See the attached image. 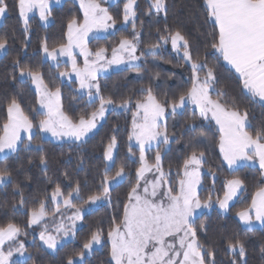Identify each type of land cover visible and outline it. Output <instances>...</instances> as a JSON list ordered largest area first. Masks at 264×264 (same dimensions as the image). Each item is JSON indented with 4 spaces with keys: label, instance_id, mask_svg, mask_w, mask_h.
Listing matches in <instances>:
<instances>
[{
    "label": "trees",
    "instance_id": "1",
    "mask_svg": "<svg viewBox=\"0 0 264 264\" xmlns=\"http://www.w3.org/2000/svg\"><path fill=\"white\" fill-rule=\"evenodd\" d=\"M6 3L7 16L0 27V39L8 41L6 50L0 52V134L7 120V107L13 99L26 115H31L38 106V95L30 81L20 76L17 62L42 74L48 86L60 87L63 111L72 120L89 118L97 110L99 101L89 102L85 95L69 85L56 82L55 78L59 80L56 68L42 57L45 41L52 49L65 44L69 22L81 16L78 4L67 0L52 8L48 24L35 17L26 32L19 15L18 0H6ZM166 5L165 17L163 12L156 13L150 0H139L136 28L140 32V65L99 77L100 95L115 103L130 100L129 109L112 110L99 129L82 142L58 143L36 134L31 144L25 140L17 151L7 158H0V169L7 168L11 173L10 179L0 186V226L14 223L21 228L22 235L31 230L30 212L49 198L57 186L63 190H74L79 185V197L86 200L102 193L106 171L112 177L124 166L126 172L125 180L110 190L109 202L85 215L74 240L65 243L56 253L28 243L26 264H67L68 259H74L83 251V244L93 233L100 231L106 237L114 223L121 222L140 166L139 160L131 157L130 152L135 148L129 142L135 102L142 100L147 95L146 89L151 88L159 101L170 104L186 95L192 86L190 63L174 52L170 41L165 45L160 40L162 35L180 31L189 41L194 58L214 69L216 82L211 97L226 99L238 104L241 110L246 109L251 125L247 130L251 134L264 130V107L250 98L236 72L211 47L218 29L208 16L206 0H166ZM110 11L115 21H121L122 3L110 7ZM122 37H134L133 31L120 29L100 41L114 46ZM153 44L160 48L154 54L147 53ZM218 93L226 95L218 96ZM167 126L169 147L165 149L162 143L159 149L154 150L165 149L163 166L173 171L183 166L193 150L204 153L203 163L207 172L200 192L203 200L215 194L221 199L228 180L239 178L244 182L239 199L228 213L214 209L195 218L198 239L206 250L214 253L215 264H232L233 259L237 264H264V226L249 231L238 217L239 212L250 207L255 193L264 186L262 170L249 165L229 170L219 149L220 131L195 110L186 107L175 115L170 114ZM113 137L117 143L116 159L114 166L107 170L105 152ZM42 157L46 163H41ZM211 173L216 174L215 179ZM21 199L23 203H20ZM237 239L244 243V257L234 255L228 248V243ZM18 262L23 264L24 261ZM75 264H115L110 244L105 241L102 247L86 255L82 263ZM206 264H209V258H206Z\"/></svg>",
    "mask_w": 264,
    "mask_h": 264
},
{
    "label": "snow or ice",
    "instance_id": "2",
    "mask_svg": "<svg viewBox=\"0 0 264 264\" xmlns=\"http://www.w3.org/2000/svg\"><path fill=\"white\" fill-rule=\"evenodd\" d=\"M80 3L84 9L83 23H78L75 19L69 23L67 44L61 45L59 51L50 52L45 41L43 51L53 60H56L59 55L69 57L72 69L79 78L80 87L88 89L90 97L92 90L95 89L99 96L100 107L91 113L89 119L81 117L78 122H73L62 110L59 88L55 92L50 91L44 84L42 74L20 66L17 62L20 76L30 77L37 85L41 95V111L37 115L42 118L34 125L33 120L25 115L15 99L10 102L7 107V121L2 125V134H0V153H5V158L8 153L17 151L22 140L21 132H27L28 139H32L31 130L34 126L57 138L69 137L83 141L96 127L97 117L103 118L106 105L114 103L110 98L106 99L99 95L100 84L97 73L105 65L124 63L125 57L122 53H128L129 60L139 59L135 55L136 43L127 38L120 42L118 49H112L110 60L105 56L108 51L106 48H100L94 53L90 51L89 34L98 33L101 30L107 31L115 27L116 22L97 0H80ZM135 4L136 0H127L123 17L125 23L131 19L134 29L136 27ZM206 6L211 22L218 29L211 47L239 73L243 89L250 98L264 107V0H206ZM151 7L157 14L163 12L165 17L167 16L166 0H151ZM18 9L26 32L29 26L28 14L34 9L39 10L41 20L47 21L51 15L50 0H18ZM7 10L6 0H0V18L6 15ZM134 39H139V33H136ZM160 40L164 43L171 41L177 53L182 51V59L191 65L192 86L186 95H181L178 101H172L170 104L168 101L163 103L159 101L151 88L146 89L147 95L142 100L135 102L137 111L133 115V132L129 139L135 138L138 142L141 167L136 171V183L131 186L122 221L114 223L107 234L111 240V257L115 264H206V258H209V264H215L214 253L205 249L194 227L197 209L211 207L212 204L211 196L202 204L197 192V187L201 183L200 167L204 153L193 150L184 160L182 177L177 181V187L173 188L168 181V173L163 170L159 150L155 155V163L149 164L145 157V145L150 146L153 141L164 144L169 142L164 122L165 113L170 107L171 114L175 115L177 108L185 105L186 98L199 107L202 117L207 118L211 113L212 118L220 126L222 133L220 151L229 167L258 157L260 168L264 169V130H257L255 135L251 134L247 130L251 125L246 109L241 110L238 104L230 103L226 99L211 98L209 91L216 82L214 69L194 58L189 41L180 31L162 35ZM7 43V39H0V52L6 50ZM157 47H159L158 44L150 46L152 49ZM75 48H78L84 57L82 68L77 65L73 51ZM91 56L95 59L90 61ZM102 61L104 64H101ZM132 66L135 67V65ZM201 72L204 73L203 76L200 75ZM60 75H68V73L62 72ZM221 95L226 94L218 93V96ZM130 102V100L125 101L121 106L126 107ZM162 126L164 130H161ZM115 145L116 140L113 137L105 152V157L109 161L113 160ZM41 163H46V159L42 157ZM153 170L157 175L154 179L148 180L146 173ZM10 177L11 173L7 168L0 169V184H4ZM116 177H125L124 166L115 172V177H110L106 171L102 193L90 196L88 201L94 203L101 198V195L107 197L108 184ZM243 183V180L239 178L227 181V190L223 199L217 198L216 201L221 209L228 210L229 201L242 188ZM74 191L79 195V185ZM62 196L64 193L57 186L52 193V199L56 200L57 197ZM71 196L72 193L69 192L63 203L65 206L75 207ZM20 203H23V199ZM56 211H59V202H57ZM47 214L44 204L41 203L39 210H33L30 224H39ZM238 215L243 224L249 226V231L252 230L254 221L264 226V187L256 192L250 207L239 212ZM70 219L72 228H65L62 223L56 229L57 235H52L45 225L40 233V240L48 248L55 250L59 243L58 235L62 233L65 236L70 234L75 236V221L82 219L79 208L76 209L75 216ZM20 233L21 228L14 223L0 226V264H21L12 259L15 253L22 257L26 254L24 244L17 240ZM101 239L100 231L91 235V238L83 244V251L78 253L81 261L84 260L85 253L91 252L93 245L99 244ZM228 248L234 255L245 256L244 243L239 239L235 242L230 241ZM23 264H26V261ZM67 264H74V260L68 259ZM232 264H237L235 259Z\"/></svg>",
    "mask_w": 264,
    "mask_h": 264
},
{
    "label": "rangeland",
    "instance_id": "3",
    "mask_svg": "<svg viewBox=\"0 0 264 264\" xmlns=\"http://www.w3.org/2000/svg\"><path fill=\"white\" fill-rule=\"evenodd\" d=\"M66 1L67 0H59V2H57V0H50V7L52 9V8H54L56 6H60V5L64 4V2H66ZM73 1H75L78 4V6H79V8L81 10V16L80 17L73 18L70 22H72L75 19L78 23H83L84 9L81 7L80 0H73ZM97 2L101 5V7L106 8L108 10L109 15H111V16H112V14H111V11H110V7H112V6L113 7H116L119 3H122L123 13H122V19H121V21H119V22L115 21L116 22L115 23V27L109 28L107 31L101 30L98 33L97 32H93V33H90L89 34V37H88V48H89V50L94 53L97 50H99L100 48H106V49H108V51L105 53V56H106V58L108 60H110V59H112V49L113 48H117L118 49L119 46H120V42L123 39L127 38L129 40H132L134 43H136L137 51H136L135 55L137 57H139V59L132 61V60H129L128 59V53H126V52L125 53H122V55L125 57V62L124 63H121V64L105 65L97 73V79L99 81V77H101V76L111 74L112 72L119 71L121 69L131 68V67L133 68L132 65H135V67L139 66L140 65L141 58H140V55H139V52H138L139 40H140V32L138 31V29L136 27H135V29L133 28L131 19L129 20L128 23H125L124 22V19H123V17H124V5L127 3V0H97ZM138 4H139V0H136V4H135V11H136L135 25H136ZM28 15H29L28 25H29L30 21H32L35 17L38 18L44 24H48L51 21V15H49L47 21L41 20L40 19V16H39V10L38 9H34ZM21 20H22V18H21ZM109 23H111V21H109ZM120 29H131V31H133V36L134 37H135L136 33H139V39L136 40V39H134V37H122L121 40L116 45H114V46H110V45L104 44L102 41H100V40H102V39L110 36L111 34L116 33ZM67 33H68V27H67V32H66V42H65V44H67ZM65 44H62V45H65ZM164 44L167 45V43H164ZM169 45L174 50V52L177 53V51L172 47L171 41H170V44ZM60 46H57L56 48H53L52 49L50 47V45H48V48H49V51L50 52L53 51V50L59 51ZM159 48L160 47H157L155 49L148 48L147 49V53L157 52ZM73 51H74V54H75V57H76L77 65L82 68L83 67V62H84L83 55L80 54L78 48H75ZM177 54H181L182 55V51L180 53H177ZM1 55L2 54H0V56ZM42 57H43V60L45 62L50 63L54 68H56V74H57V77L59 78V80L57 78H55L56 82H59L60 84L69 85L70 87H72L73 89H75L77 92H79V94L85 95L86 99L89 102L99 101V105H98L97 110L99 109V107H100V100H99V96L95 92V89L92 90V96L90 97L89 94H88V89H82L80 87L79 78L76 76V73L72 69L71 59L69 57H66V56H63V55H59L56 60H53L51 58V56H48L43 51V47H42ZM94 59H95L94 56L89 57V60L90 61L91 60H94ZM101 64H104V62L102 61ZM62 72H67L68 75H63V76L60 75V73H62ZM22 78L28 79L30 81L33 89L35 90V92L38 95V106H37V108L31 113V115H27L30 119L33 120V124L35 125V124L38 123V120L40 118H42V117H40V116L37 115L41 111V106H40L41 95H40V92L37 90L36 83H34L30 77L24 76ZM43 81H44V79H43ZM44 84H46L45 81H44ZM47 87L52 92H55L56 89L59 88V90H60V104L62 106V90L60 89V87L52 88V87H50L48 85H47ZM212 90H213V88L210 89V91H209V95L210 96H211ZM99 95H100V93H99ZM123 103H115L114 102L112 105H106V111L104 113L103 118L97 117L96 127L93 128L92 131L88 133V135L84 138V140H86L87 138H89L92 134H94L99 129V127L101 126V124L106 120L108 114L112 110L121 111V110L129 109L130 108V103L126 107H122L121 105ZM186 107H188V108H190L192 110H195L202 119H204L206 121H211V120L208 119L209 117H207V118L202 117L200 115L199 107L197 105L191 103L190 101H188L187 98H186L185 105L182 108H179L178 107L176 113L183 111ZM62 110H63V108H62ZM136 111H137V108L135 107L134 108V111H133V115H134V113ZM170 114H171V108L168 107L167 108V111L165 113V117H164V122H165V125H166L167 133H168L167 123H168V117L170 116ZM208 116L212 117L211 116V113H209ZM89 118H85V119H89ZM137 119H139V118H137ZM132 121H133V117H132ZM73 122H78V121H74L73 120ZM161 130H164L163 129V126H162V129ZM31 131H32V138L36 134H39L43 138L52 139L53 141H56L58 143L82 142L80 140H75L74 138H69V137H63V138L54 137V136L51 135V133L44 132V131L40 130L38 127H35V126L32 128ZM132 132H133V128H132V124H131L130 136H132ZM253 135H255V134H253ZM21 137H22V140H21V143L18 146V148L22 145V143L25 140L27 141L28 144H31L32 139L31 140L28 139V133L27 132H21ZM169 141H170V137H169ZM129 142H130V145L135 148V149H133L130 152L131 157L132 158H137L139 160V162H140L139 168H140L141 167V161H140V149H139L138 142L135 140V138H133L131 140L129 139ZM161 145H162V142L158 143L157 141H153L150 146L149 145H145V157H146V159H147V161H148L149 164H154L155 163V155H156V153H157L158 150H154V149H159L161 147ZM164 147H165V149H167L169 147V142L167 144H165ZM165 149L162 148L161 151H159V154L161 156L162 166L164 165V152H165ZM116 151H117V143L115 145V148L113 149V160L112 161H109L105 157L107 170L108 169H111L114 166L115 159H116ZM12 153H14V152L8 153L7 155L12 154ZM4 157H5V153H0V158H4ZM203 161H204V159H203ZM163 170L166 173H168V181L171 183L172 187L173 188H176L177 187V181L182 177L183 166L179 167L178 170H175V171L169 170V169H167V168H165L163 166ZM229 170H233V169L229 168ZM262 170H263L262 173H263V180H264V169H262ZM205 172H207V171H206V168L204 167V163H202V166L200 167V180H201V183L197 187V192H198L199 196H200V192H201V188H202L203 176H204V173ZM178 173L180 175H177ZM211 174H212V178L215 179L216 178V174H214V173H211ZM156 175L157 174L153 170V172L146 173V178L148 180H152V179L155 178ZM112 177H115V175L112 176ZM125 177H126V172H125ZM125 177H123V178L116 177L115 179L111 180V182L108 184L109 192H110V190L113 187H115L116 185H118L121 182H123L125 180ZM4 184H0V186H2ZM141 185H143V181H141ZM102 186H103V184H102ZM242 189H243V186H242V188L239 191H237L236 195L233 196V198L229 201V207H228V210L227 211H225V210H223V209L220 208L219 204L216 202L217 201V198H218L217 197V194H215L214 197H212L211 207H206V208L202 207L200 209H197V214H196L195 218L197 216L203 214V213L211 212L214 209H218L222 213H228V211L230 210V207L233 205V203H235L239 199ZM226 190H227V188H226ZM61 192L64 193V196L57 197L56 200H53L52 199V194H51V196L49 198L45 199L42 202L44 204V206H45V211L48 214L45 216V218L39 224H36V225L30 224V220H31V217H32L33 210L30 212V216H29V225H30V228H31L30 232L25 233L23 235L22 234H19V236L17 237V240L19 242H21V243L24 244L27 253H28V250H27V244L28 243H34L35 245H38V246H41V247L46 248L48 251H50L52 253H56L57 250L61 246H63L65 243H67V242L75 239L77 230L83 225V223H84V217H85L86 214H88L90 211L98 208L100 205L109 202V200H110L109 193H108V196L107 197H104L103 195H101V198L93 203L91 201H88V199L81 200V198L79 197V195H77L74 190H68V189H64L63 190V189H61ZM69 192L72 193L71 200H72V204H74L75 207L65 206L64 203H63L64 198L67 197V194ZM223 197H224V195H223ZM223 197L221 199H223ZM200 199H201L202 204L207 201V199L203 200L201 198V196H200ZM86 201H88V202H86ZM57 202H59V211H56ZM39 208H40V206L37 209H35V210H39ZM77 208H79L80 211H81L82 219H78V220L75 221V229H74L75 236H73L71 234L65 236V235H63L61 233L60 235L57 236V238L59 240V243L57 245V248L55 250L48 248L47 245H45L44 242L40 240V233L44 230V226L45 225L47 226L48 231L52 235H57L56 229L62 223L65 226V228H72V220L70 218L73 217V216H75L76 209ZM238 217H239V215H238ZM121 221H122V219H121ZM105 241H107L110 244V247H111V240L108 237V235L106 237H104L102 235L101 242L99 244H94L92 251L91 252H86L85 253V256L92 254L93 251H95L96 249L102 247V245L105 243ZM5 248L7 249V245L5 246ZM12 259L13 260H16V261H25L27 259V254H25V256L22 257L18 253H15L13 255ZM73 260H74V264L76 262L77 263H82L83 262V261L80 260L79 256L75 257Z\"/></svg>",
    "mask_w": 264,
    "mask_h": 264
},
{
    "label": "crops",
    "instance_id": "4",
    "mask_svg": "<svg viewBox=\"0 0 264 264\" xmlns=\"http://www.w3.org/2000/svg\"><path fill=\"white\" fill-rule=\"evenodd\" d=\"M6 16H7V13H6V15L3 17V18H0V27L2 26V24H3V22H4V20H5V18H6ZM224 60V59H223ZM224 62L231 68V69H233L234 71H235V69L227 62V61H225L224 60ZM236 72V71H235ZM236 74L238 75V77H239V73H237L236 72ZM240 78V77H239ZM246 91V90H245ZM209 118V120H211L216 126H217V128H218V130L220 131V126L216 123V121H215V119H213L212 117H210V116H208ZM221 135H222V133H221V131H220V137H221ZM219 149H220V141H219ZM221 152V151H220ZM221 154H222V157H223V160H224V163L226 164V166L228 167V168H231V169H236V168H239V167H241V166H245V165H249V166H253V167H258V168H260V165H259V160H258V157L257 158H255L254 160H250V161H241V162H239L237 165H234V166H232V167H229V165H228V162L224 159V156H223V153L221 152ZM261 169V168H260ZM262 170V169H261ZM262 172H263V170H262ZM264 187V186H263ZM260 190V189H259ZM258 190V191H259ZM256 194V193H255ZM254 197H255V195H254ZM253 197V198H254ZM244 211V210H243ZM239 219H240V217H239ZM241 221V220H240ZM241 223H242V225L244 226V227H246V228H248L249 226H246V225H244L243 224V222L241 221ZM258 227H262L261 225H260V223L258 222V221H254V224H253V226H252V228H258ZM26 254H27V257H28V253L26 252Z\"/></svg>",
    "mask_w": 264,
    "mask_h": 264
}]
</instances>
